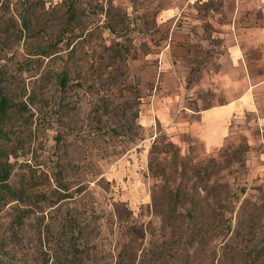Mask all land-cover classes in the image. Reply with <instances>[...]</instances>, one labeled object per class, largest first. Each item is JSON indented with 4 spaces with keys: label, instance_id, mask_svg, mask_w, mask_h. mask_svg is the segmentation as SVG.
<instances>
[{
    "label": "rangeland",
    "instance_id": "rangeland-1",
    "mask_svg": "<svg viewBox=\"0 0 264 264\" xmlns=\"http://www.w3.org/2000/svg\"><path fill=\"white\" fill-rule=\"evenodd\" d=\"M70 1L0 0V264H264V0Z\"/></svg>",
    "mask_w": 264,
    "mask_h": 264
},
{
    "label": "crops",
    "instance_id": "crops-1",
    "mask_svg": "<svg viewBox=\"0 0 264 264\" xmlns=\"http://www.w3.org/2000/svg\"><path fill=\"white\" fill-rule=\"evenodd\" d=\"M262 34L264 36V30ZM233 60L237 63L238 56L235 55ZM249 87L237 99L199 111V122L193 124L192 127L208 148L221 145L229 133L234 117L244 110L252 109L251 101H253V93L257 84Z\"/></svg>",
    "mask_w": 264,
    "mask_h": 264
},
{
    "label": "trees",
    "instance_id": "trees-1",
    "mask_svg": "<svg viewBox=\"0 0 264 264\" xmlns=\"http://www.w3.org/2000/svg\"><path fill=\"white\" fill-rule=\"evenodd\" d=\"M74 2L71 0L66 8V12H67V19L68 21H72V19H75L76 17V12H75V6H74ZM67 80L68 77L66 74H62L59 77V84L62 87L67 86ZM9 107V103L7 101V98L1 94L0 92V133L2 132V124H3V118L6 115L7 109ZM8 174L6 172H2L0 173V186L3 185V183L5 182V180L7 179Z\"/></svg>",
    "mask_w": 264,
    "mask_h": 264
}]
</instances>
